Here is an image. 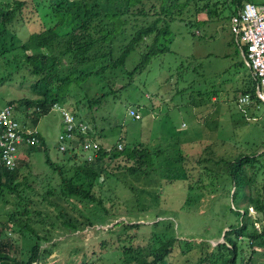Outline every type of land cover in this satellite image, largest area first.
<instances>
[{
  "label": "rangeland",
  "instance_id": "rangeland-1",
  "mask_svg": "<svg viewBox=\"0 0 264 264\" xmlns=\"http://www.w3.org/2000/svg\"><path fill=\"white\" fill-rule=\"evenodd\" d=\"M220 1L192 0L193 3L170 22L169 51L152 57L132 77H129L128 72L136 65L143 52L139 47L123 65L109 66L100 75L85 77L83 73L100 69L110 61L109 57L98 58L96 54L94 58L91 53L88 60L79 63L75 57L76 51L66 50L70 41L69 32L58 38L53 45L42 46L39 49L47 56L44 68L50 66L44 74L46 82L53 87L70 79L67 91L57 104L70 111L76 104L79 109L76 116L88 123L90 135L107 150H112L118 143L129 146V143L139 139L157 148L167 140L170 145L166 152L174 154L172 157L180 147L181 156L186 158L184 168L189 175L196 176L199 172L197 160L202 157L230 160L240 154H260L255 157V163L259 166L256 180L264 183V106L260 102L255 103L256 98L251 99L249 94L244 104H238L237 97L241 94L239 88L245 69L235 65L240 61V56L235 54L237 45L239 48L240 45L231 31L230 20L225 19L229 9L222 10L220 19L209 15L202 8L204 3H208V9L220 10ZM245 1L256 4L264 2ZM84 2H88V8L94 11H101L98 9L100 7L102 10H111L118 6L112 4V0H77L74 6ZM43 4L47 2L26 0L21 16L50 21L49 9L44 14L39 12ZM81 8L85 10V7ZM121 10L127 16L120 30L124 31V38L120 37V40L115 41L113 57L118 56L121 44L130 39L134 28L149 23L151 17L131 16L124 8ZM189 20L191 23H188ZM12 21L8 27L13 39L6 31L5 46L0 50V109L3 105L10 104L21 126L36 127L39 132L41 139L35 148L23 147L18 152V164H27L30 171L21 186L28 188L26 192L29 196L38 198L30 206L41 211L47 216L46 220L52 222L49 233H37L39 239L22 229H18L13 235H5L7 231L10 232L8 216L13 213L17 204L12 195L8 196L9 202L5 206L0 203L1 239L10 243L7 251L17 259V264H80L82 261L116 264L112 260H106L104 255L115 256L112 253L118 249L116 235L123 232L122 224H142L138 231L133 229L137 244H144L148 240L151 229L153 237L157 238L176 235L195 243L209 242L211 246L222 241V235L219 236L218 232L224 218H230L227 221L231 223L236 219L229 210L232 204L230 193L233 190L229 193L225 184L222 188L221 179L217 180L219 172L213 173L215 178L205 170L206 173L188 188L186 181H180V192L175 193L162 187L160 189V185L166 180L167 186L176 187L174 183L179 180L173 183L165 178L161 180L160 171L159 174L156 171H145L135 176L115 172L118 177L111 178L110 184L105 183L103 190H97L100 192L97 196L108 207L110 217L104 209L93 206V202L86 203L84 207L77 200H63L55 196L39 197L50 181L45 154L51 161L63 165L71 174L73 162L78 164L87 153L78 148L77 158L72 161L68 158V151H58L57 136L63 129L60 110L54 109L37 116L34 101L42 94L32 85L41 76L33 74L25 61V54L36 51V43L30 42L27 50L22 45L30 32L38 29L40 23H23L24 21L15 18ZM102 93H108L109 97L102 104L89 108L87 100ZM130 109L139 118L131 116ZM105 158V165L113 171H122L117 168L120 167L118 162L126 161L125 159L113 160L112 156ZM123 163L122 161L121 164ZM177 166L180 173L179 161ZM162 168L163 166L160 170ZM26 171L27 169L24 170ZM247 172L250 174L251 170L248 169ZM127 185L135 190L143 188L144 197L137 202L134 192ZM157 188L159 191L155 200L151 190ZM246 209L247 217L264 219L253 205ZM239 211L243 213L245 209L241 207ZM101 215L109 219L97 223ZM93 217L96 219L92 221ZM152 223H157V227L153 228ZM168 223L172 224V228L167 227ZM252 225L254 231H261L258 223ZM13 227L16 228V225L13 224ZM225 231L226 225L223 224L221 232ZM238 246L240 248L236 262L247 264L250 256L247 241L238 242ZM253 248L264 252V247ZM201 253L203 254V250L199 246L181 253V248L176 244L167 257V264H192L195 261L196 264H215L211 260L200 263L198 258ZM257 253L252 256L254 264H260L264 260V255ZM112 259L115 260L113 257ZM25 260L28 262L25 263ZM10 262L15 264L12 260Z\"/></svg>",
  "mask_w": 264,
  "mask_h": 264
},
{
  "label": "trees",
  "instance_id": "trees-1",
  "mask_svg": "<svg viewBox=\"0 0 264 264\" xmlns=\"http://www.w3.org/2000/svg\"><path fill=\"white\" fill-rule=\"evenodd\" d=\"M47 4L40 6L43 9L39 12L44 14L46 10H50L49 16L50 21L32 20L33 17L26 18L24 15L21 16V9L26 3V0H0V50L5 46V32L9 33L11 39H13L12 34H10V29L8 24L13 22L12 19H19L26 22L39 21L40 26L36 31H32L29 37L23 42L22 48L29 49L28 45L30 42L36 43V51L32 54H25V61L29 65L30 71L38 75L40 78L33 83V88L42 96L36 99L34 103L36 104L35 109H39L35 112L37 116H42L49 111L52 104L57 103L61 100L62 96L67 91L70 84V79L61 85L50 86L46 82L45 71L48 67L44 68L47 62L46 53L42 52L39 48L42 46L53 45L58 38H61L66 33L69 34L70 41L66 47L67 51L75 50V57L79 63H82L90 58L91 53L98 54V58L109 57V62L102 66L98 70L88 71L83 73L85 77L87 76H97L102 73L103 70L111 67H116L123 65L130 54L136 50L138 47L143 51L140 53L138 62L131 71L128 72L129 77H132L139 70L146 66L152 57L157 54H162L169 51V36L171 34L170 22L178 14H180L183 9L188 8L192 0H112L115 6L114 9H105L101 11H94L88 8V2L83 4H77L74 6L77 0H44ZM246 2L245 0H221L218 2L221 4L222 8L220 10H210L208 9V3H204L202 8L207 10L209 15H213L220 18V13L223 9H229V14L225 19L230 20L231 17L237 14L238 10L242 4ZM96 3V2H95ZM217 3V4H218ZM97 5H101L97 3ZM81 7H85L83 10ZM122 8L131 16H151L149 23H144L134 28L132 36L125 43L121 44L120 53L118 56L113 57L112 51L114 49L115 41L120 40L119 38L123 36V32H120L123 25V21L127 16L123 15ZM81 11V12H80ZM36 10L34 9V14ZM107 18V20L105 19ZM41 20V21H40ZM72 23V26H71ZM188 23H191L189 20ZM124 37H122L123 39ZM235 54L240 56V61L235 65L238 67H243L245 73L241 78V94H249L251 99H255L254 89L257 84V78L251 75L248 67L242 60L240 55V48L236 47ZM97 58V59H98ZM107 97L108 93H102L96 97H91L87 100L88 107L92 108L102 104ZM26 104V101H24ZM29 102V101H28ZM255 103H259L257 99L254 100ZM13 103V102H11ZM27 107V104L25 105ZM72 112L77 114L79 109L76 104L73 105ZM39 114V115H38ZM94 137V136H93ZM153 138V136H151ZM95 138V137H94ZM41 137L39 136V142ZM96 141H98L95 138ZM149 142V139H148ZM170 143L165 140L163 145L154 148L149 145V143L144 142L142 139L139 141L135 140L129 143V146L123 145L122 148L118 146H113L112 150H107L100 148L96 152V155L88 160L85 155L82 160L76 164L73 162V172L69 174L64 166L51 161L45 154V162L49 167L50 181L47 182V187L41 196L46 197H60L63 200H77L81 204L86 206V203L93 202V206L104 209L106 215H108V207L103 205L100 197L97 196V190H103V185L105 183L110 184L111 178H117L115 172H121L120 174L127 173L131 176L138 175L145 171H156L161 173V180L163 178L168 179L170 182L178 181L176 187L167 186L166 180H163L161 187L165 190H170L172 193L180 192V181H186V187L193 182H197L201 176L206 173H217V180L220 178L222 182V188L227 187L230 196L232 198L231 207L229 210L233 212V216L236 221L231 223L227 220L230 218H224L222 225H226V231H222L219 228L218 235H223V240L217 244L211 246L209 242L200 241L198 243L192 241H186L180 239L176 235L168 236L167 238H157L153 237V231L151 229L150 236L144 244H137L134 241L135 233L133 229L139 230L142 224H122V231L116 235V241L119 242L118 249H116L112 254L115 260L111 256L105 253L106 260H112L116 264H167V257L174 249L177 244L181 248V253H186L192 248L200 247L203 250V254L198 258L200 263L205 261H213L215 264H245L237 263L236 258L239 252L238 242L242 240L247 241V245L250 247V256L248 257L246 263L254 264L253 254L257 253L264 255V252L258 251L253 247H264V224H261L260 217L255 220L259 222L260 232L254 231L253 222L254 220L247 217V207L252 206L255 208L257 213L261 214L264 218V183L256 180L257 169L259 168L258 163H255V157H259L260 154H247L238 155L233 157V159L228 160L227 158L212 159L209 157H202L197 160L200 165L199 172L195 175H189L188 171L184 168L185 156H181V149L178 147L175 156L172 157L171 153L166 151ZM35 148V146L28 147L27 149ZM70 153L69 160L74 161L77 157L75 148L66 150ZM65 152V151H63ZM168 154V155H167ZM255 155V156H254ZM107 156H112L113 160L123 158L120 160L117 167L122 171H113L108 165H105ZM105 160V161H104ZM124 162L121 164V162ZM178 161L180 166V173L178 172ZM21 163V162H20ZM163 166L162 170H160ZM27 164H18L13 170L0 169V203L5 206L8 201V196H15V201L17 206L15 207L12 214L8 216L7 224L10 227V232H6L5 235H13L22 229L25 232H29L30 236L33 238L37 236V233L48 231L50 232L51 221H47V216L43 214L38 209L32 208L31 203L35 200L32 196H29L26 189L21 186V182L26 178V174L30 171L27 168ZM214 167L218 168L216 170ZM27 169L26 172L24 170ZM156 169V170H150ZM250 169L249 174L247 170ZM206 170V171H205ZM214 175V174H213ZM216 178V176L214 175ZM190 179H192L190 181ZM166 184V186H162ZM170 184V183H169ZM225 184V185H224ZM224 185V186H223ZM134 193L137 202L141 197H144L143 188L135 190L132 186L127 185ZM157 190H151V192L158 196ZM45 200V198H42ZM233 205V207H232ZM243 207L245 211L240 213L239 209ZM146 210V209H144ZM143 210V211H144ZM101 215L97 220V223L103 222V220H108L109 217ZM157 217V216H156ZM104 218V219H103ZM96 219V217L92 218ZM144 218H142L143 220ZM120 223V222H117ZM16 225V228L13 227ZM153 228L157 227V223H152ZM167 227L172 228V224H166ZM150 227V225H149ZM151 228V227H150ZM132 230V232H129ZM47 233V234H48ZM3 236L0 233V264H13L11 260L17 264V259L11 257L8 254L7 249L10 243L3 241L1 239ZM178 237V238H177ZM32 252V250H31ZM30 252V253H31ZM98 258V255L97 257ZM218 258V259H217ZM25 263L28 260L24 261ZM197 261L192 264H196ZM80 264H94L93 261L90 263H85L82 261ZM264 264V260L260 263Z\"/></svg>",
  "mask_w": 264,
  "mask_h": 264
},
{
  "label": "built area",
  "instance_id": "built-area-1",
  "mask_svg": "<svg viewBox=\"0 0 264 264\" xmlns=\"http://www.w3.org/2000/svg\"><path fill=\"white\" fill-rule=\"evenodd\" d=\"M230 28L240 45V55L244 63L251 75L257 78L254 94L264 106V2L257 4L250 1L244 2L237 14L231 17ZM247 99V94H240L237 97L238 104H244ZM54 109L60 110L63 123V129L57 136L58 151L79 148L80 151L87 153L84 155L90 160L100 150L101 144L90 135L88 123L57 103L52 104L49 111ZM129 114L139 118L132 109ZM38 143L39 132L36 127L24 128L15 118L12 106L3 105L0 109V169L16 168L20 149L36 146ZM117 146L122 148L121 143ZM251 218L254 220V225L259 224L256 218ZM261 224H264V219L261 220Z\"/></svg>",
  "mask_w": 264,
  "mask_h": 264
},
{
  "label": "crops",
  "instance_id": "crops-1",
  "mask_svg": "<svg viewBox=\"0 0 264 264\" xmlns=\"http://www.w3.org/2000/svg\"><path fill=\"white\" fill-rule=\"evenodd\" d=\"M255 95V94H254ZM256 98V97H255ZM257 99V98H256ZM258 100V99H257ZM259 101V100H258ZM261 103V102H260ZM262 104V103H261ZM263 105V104H262Z\"/></svg>",
  "mask_w": 264,
  "mask_h": 264
},
{
  "label": "water",
  "instance_id": "water-1",
  "mask_svg": "<svg viewBox=\"0 0 264 264\" xmlns=\"http://www.w3.org/2000/svg\"><path fill=\"white\" fill-rule=\"evenodd\" d=\"M222 238H223V235H222Z\"/></svg>",
  "mask_w": 264,
  "mask_h": 264
}]
</instances>
